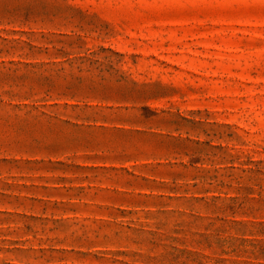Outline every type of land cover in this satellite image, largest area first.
Segmentation results:
<instances>
[{
    "label": "rangeland",
    "instance_id": "1",
    "mask_svg": "<svg viewBox=\"0 0 264 264\" xmlns=\"http://www.w3.org/2000/svg\"><path fill=\"white\" fill-rule=\"evenodd\" d=\"M0 264H264V0H0Z\"/></svg>",
    "mask_w": 264,
    "mask_h": 264
}]
</instances>
